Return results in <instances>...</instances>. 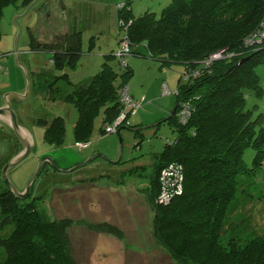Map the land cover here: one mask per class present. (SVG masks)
Segmentation results:
<instances>
[{
	"label": "trees",
	"instance_id": "1",
	"mask_svg": "<svg viewBox=\"0 0 264 264\" xmlns=\"http://www.w3.org/2000/svg\"><path fill=\"white\" fill-rule=\"evenodd\" d=\"M19 1L29 7L36 0H0V42L5 9ZM123 3L118 12V48L128 36L131 55H143L134 47L145 45L162 67L185 66L174 90L177 93H172L176 95V113L172 115L173 110L163 121L173 127L177 137L155 156L149 174L154 236L179 264H264V233L247 241H224L240 179L256 175L264 161V115L255 118L254 109L248 108L251 95L264 98L256 71L264 64V48L257 51L255 44L247 43V37L264 23V0H173L160 15L152 11L136 15L129 0ZM30 34V51L50 53L59 72L35 73L33 82L48 90L49 99L75 105L77 143L92 141L99 117V131L104 136L107 124H113L122 113L130 115L120 91L130 86L134 76L131 55L124 67L115 54L118 48L113 50L99 72L76 84L68 71L80 67L85 52L83 32L74 29L50 43L39 40L32 30ZM95 46L92 38L89 53ZM216 52L224 53V59L209 64ZM113 58L120 70L111 64ZM185 108L189 115L182 122ZM39 123L46 128L44 139L48 145L65 144L67 128L62 116L40 119ZM136 133L143 137L142 128ZM250 148L256 151L251 168L245 161ZM171 164L183 167V192L169 204H160L161 175ZM32 190L27 199H19L7 186L0 189V225L10 226V231L0 233V264H78L69 234L74 221L49 219L37 208L39 196H34ZM92 228L119 239L124 237L119 227L108 222Z\"/></svg>",
	"mask_w": 264,
	"mask_h": 264
},
{
	"label": "rangeland",
	"instance_id": "2",
	"mask_svg": "<svg viewBox=\"0 0 264 264\" xmlns=\"http://www.w3.org/2000/svg\"><path fill=\"white\" fill-rule=\"evenodd\" d=\"M63 1L69 6L75 4V0ZM126 1L128 0H96L92 3L89 0H82L80 4L75 5L80 14H77V17L74 15L70 17L73 24L78 20L77 23L84 32L85 50L80 70L75 74L77 82L99 72L106 55L118 48L117 37L121 33L119 5ZM129 1L136 15L147 11L160 15L173 0ZM21 3H18L19 7ZM39 5L35 4L30 14L39 10L41 7ZM15 6L10 5L5 9L1 22L3 36L0 42L2 58L0 65L3 68L0 67V104L12 105L19 124L24 122L28 126L38 145L26 160L8 171V177L18 190L22 188L24 190L42 160L51 155L59 158L57 162L54 160L58 169H55L50 162L43 165L32 193L34 196H39L37 208L49 219L70 218L74 221L69 234L72 253L78 264H179L154 236L155 212L147 188L150 185L149 174L155 156L163 151L168 141H173L177 137L173 127L163 122L169 117L176 104L175 94H164V84L167 83L173 91L177 89L185 66L173 64L171 67H162L161 61L152 58L145 45L134 47L136 52L143 55L129 57L130 66L134 70L130 82L131 92L137 99H145V101L141 109L131 115L123 125L125 128L121 134L122 150L118 133H106L104 136L100 134L101 118L99 117L92 141L89 143L91 148L82 155L83 147L75 148L74 126L78 117L75 105L49 99L33 82V70L52 74L59 72H55L57 70L51 60V54L29 51L31 40L29 27L26 25L25 17L14 16ZM80 6L86 8L81 10ZM68 17L67 13L63 14L62 8L61 11H56V15L51 19L43 12L38 22L33 21L32 32L36 36H44L54 26H63ZM53 21L55 25H51ZM259 37L255 42L257 51L264 48V35ZM92 38L96 46L89 53ZM10 51L15 56L11 66L4 62L11 56ZM18 52L22 54L20 56L22 59L18 60ZM221 59H224V53L216 52L211 55L208 63L212 64ZM111 64L115 69H121L117 59L113 58ZM256 71L264 87V64L258 66ZM248 108L254 109L255 118L260 114L264 115V98L257 99L251 95L248 98ZM59 115H63L66 119L67 138L63 146L52 147L55 149L52 153L51 146L46 144L44 139L46 128L39 121ZM143 118L148 120L143 126L131 127L141 124ZM161 122L163 123L159 125L158 123ZM262 127L264 128V123ZM139 128H142L143 137L137 136L136 132ZM260 128L261 126L258 129ZM9 133L10 145L8 143L7 146L10 149L7 155L13 152V145L18 143L12 136V129ZM37 149L45 150L38 159ZM46 153L50 156L44 155ZM85 154L89 155L85 156ZM96 155L98 156L93 160L81 166ZM255 157L256 151L253 148L246 151L245 161L250 168L254 166ZM140 166L148 168L149 172H145ZM4 167L0 170V189L8 187L3 177ZM14 169L18 171L17 177L13 175ZM16 178L20 180L19 186ZM240 180V191L230 207L224 237L226 243L233 238L247 241L264 233V161L256 175L242 176ZM104 222L119 227L124 232V237L119 239L92 228ZM6 231H10V226L3 228L0 225V233Z\"/></svg>",
	"mask_w": 264,
	"mask_h": 264
},
{
	"label": "crops",
	"instance_id": "3",
	"mask_svg": "<svg viewBox=\"0 0 264 264\" xmlns=\"http://www.w3.org/2000/svg\"><path fill=\"white\" fill-rule=\"evenodd\" d=\"M74 1V0H73ZM82 0H75L74 2H75V4L74 5H68L67 3H65L63 0H36L32 5H30L29 7H27V9H24V7L25 6H23L22 5V3H21V6H23L22 8H21V6L19 7V2H21V1H19L17 4H16V6H15V9H13L14 10V16L16 17V18H23V17H25L26 18V25H28V27H29V31H31L32 29H33V21H37L38 22V18L40 17V15L44 12V14L49 18V19H51V17L53 18V16L54 15H56V11H61V8L63 9V14L64 13H67L68 15H69V17H68V19H67V21L64 23V25L63 26H60V27H58V26H54L53 27V29L52 30H50V31H48V34H44V36H36L39 40H41L42 42H45V43H50V42H53L55 39H56V37L58 36V35H61V34H65V33H69V32H72V31H74V29H79V30H81L82 32H83V30H82V28H81V26H79V24L77 23V21L73 24V22H72V17H70V15H74L75 17H77V14H80V12H79V10H77L76 8H75V5L76 4H80V2H81ZM90 2H95L94 0H89ZM39 5V6H41L40 8H39V10H35L34 11V13H31L30 14V12H31V10H32V7L34 6V5ZM13 8V7H12ZM11 8V9H12ZM81 10H84V8H86V6H80L79 7ZM27 10V12H25ZM80 10V11H81ZM23 13H25V14H23ZM15 18V19H16ZM29 20H30V22H29ZM51 25H55V22L53 21V22H51ZM13 28H14V26H13ZM45 30V29H44ZM83 37H84V32H83ZM117 39L119 40V35H118V37H117ZM29 51H30V49H29ZM85 51V50H84ZM11 52V51H10ZM36 53H41V52H36ZM35 53V54H36ZM45 53V52H44ZM1 54V53H0ZM11 54V56H9L8 57V60L7 61H4V59H3V61L6 63V64H8V65H10L11 66V63L13 62V60H14V54L11 52L10 53ZM48 54H50V53H48ZM22 54H20L19 52L17 53V56H18V60L19 59H22V57H20ZM84 56V55H83ZM25 57H26V55H25ZM0 58H1V56H0ZM83 58V57H82ZM1 60H2V58H1ZM52 60V59H51ZM21 62H22V60H21ZM53 62V61H52ZM23 63V62H22ZM104 63V62H103ZM102 63V64H103ZM80 65H81V63H80ZM1 66V65H0ZM31 68H33V66H30ZM1 68H3V66H1ZM80 68V67H79ZM77 69L76 71H68L69 72V76H70V79L72 80V82L73 83H80V82H84V81H86V80H88L89 79V77L87 76L85 79H83L82 81H76L75 80V74H77V72H78V70H80V69ZM55 72H57V71H55ZM32 73H33V80H35L34 79V75H35V73H47V74H52L51 72H44V71H42V70H33L32 71ZM54 75V74H53ZM18 78V77H17ZM16 78V79H17ZM36 85V87H37V89H42L46 94V97H48L49 98V92H48V90L46 89V88H44V87H42V85L41 84H35ZM131 88V87H130ZM132 93V92H131ZM133 96H134V98H136L135 97V95L134 94H132ZM137 99V98H136ZM56 102H61V101H56ZM3 105H5V103H2V104H0V107L1 106H3ZM172 112V111H171ZM171 112H170V114H171ZM59 116H62L64 119H65V117L63 116V115H59ZM77 119H78V117H77ZM65 121H66V119H65ZM148 120H147V118H143V120H142V123L141 124H139V125H144L146 122H147ZM76 122H77V120H76ZM76 122H75V125H76ZM22 127H24V128H26L28 131H30L29 130V128H27L28 126H26V124H24V122H22V124H20ZM2 126V122H0V130H1V132H0V170L5 166V164L6 163H8V161H10L11 159H13L14 157H16L20 152H22L23 150H24V148H25V146H24V144H23V142L21 141V139L14 133V131H13V133H12V136H13V138H15L17 141H18V143L16 144V145H13V148H12V153L10 154V155H7L8 153V150L10 149L8 146H7V144L9 143V145H10V142H8V141H10V129L11 128H9V127H6L5 129L4 128H2L1 127ZM74 128H75V126H74ZM125 128V127H124ZM30 133L32 134V132L30 131ZM35 133V132H34ZM33 135V134H32ZM33 137H34V135H33ZM75 142H76V140H75ZM47 144V143H46ZM37 145L38 144H36V141H35V148H37ZM34 148V149H35ZM51 148H52V146H51ZM75 148H78V149H81L82 147L81 146H79V143H77L76 142V146H75ZM91 147L89 146V144H87V146L86 147H83V149H81V154L82 155H84L83 153H85V152H87L89 149H90ZM52 150H53V152L52 153H54L55 151V149H53L52 148ZM94 151V150H93ZM43 153H45V150H41V149H37V152H36V158L38 159L39 157H41L42 155H43ZM44 155H49L50 156V154H48V153H46V154H44ZM89 154H85V156H88ZM53 160H55L56 162H57V160L59 159V158H56L55 157V155H51L50 156ZM64 159V158H63ZM15 170V169H14ZM17 173H18V171L17 170H15V171H13V175H14V177L16 176L17 177ZM16 180H17V186H19V182H20V180H18L17 178H16ZM0 188H1V186H0ZM20 190H22V191H24L23 190V188L22 189H20Z\"/></svg>",
	"mask_w": 264,
	"mask_h": 264
},
{
	"label": "built area",
	"instance_id": "4",
	"mask_svg": "<svg viewBox=\"0 0 264 264\" xmlns=\"http://www.w3.org/2000/svg\"><path fill=\"white\" fill-rule=\"evenodd\" d=\"M123 4H120L119 7H123ZM264 35V23L259 29H257L253 34H251L247 43L250 45L255 44V42L260 38L259 36ZM116 57L120 60L122 66L126 67L128 63V57L131 55V41L128 36H125L120 47L116 51ZM1 67V66H0ZM172 93H177V91H172L167 83L164 84V94L170 95ZM120 98L122 103L125 105L126 109L129 110L130 115L122 113L120 114L113 124H107L105 126V133H117L119 128L124 125L128 117L133 114H136L143 105L141 101H136L130 93V86H126L120 91ZM189 115L188 109H183L181 113V121L186 122V119ZM79 146L86 147L87 144L80 143ZM183 167L178 164H171L168 166L161 175V192L158 197L157 202L160 204H169L176 195H179L183 192V183H184V173Z\"/></svg>",
	"mask_w": 264,
	"mask_h": 264
},
{
	"label": "water",
	"instance_id": "5",
	"mask_svg": "<svg viewBox=\"0 0 264 264\" xmlns=\"http://www.w3.org/2000/svg\"><path fill=\"white\" fill-rule=\"evenodd\" d=\"M246 60L247 59L242 60L240 62V64L245 62ZM176 110L177 109L175 108L172 115L176 113ZM0 122H2V126H1L2 128H6V127L11 128L14 131V133L21 139V141L23 142V144L25 146L24 150L22 152H20L16 157L11 159L6 164V166L4 167V170H3V177L5 179L6 184L8 185V188L19 199H25L31 194L32 187H33L37 177L41 173L43 165L46 162H50L55 167V169H58V167L55 165L54 160L50 157L42 160L40 165L38 166L37 170L35 171V173L30 178V180L27 184V187L24 189V191L18 190V188L14 185V183L8 177V171L12 167H14V166L20 164L21 162H23L24 160H26L32 154V152L34 151V148H35V140H34L33 135L30 133V131H28L26 128L22 127L19 124L18 118H17V113L11 104L6 103L5 105L0 107ZM123 129H124V127H120L118 132H117L118 135L120 136V149L121 150H122V141H123L121 134H122ZM97 156L98 155L91 157L85 163H83L81 166L87 164L88 162H90L91 160H93Z\"/></svg>",
	"mask_w": 264,
	"mask_h": 264
},
{
	"label": "flooded vegetation",
	"instance_id": "6",
	"mask_svg": "<svg viewBox=\"0 0 264 264\" xmlns=\"http://www.w3.org/2000/svg\"><path fill=\"white\" fill-rule=\"evenodd\" d=\"M5 129V128H4Z\"/></svg>",
	"mask_w": 264,
	"mask_h": 264
}]
</instances>
